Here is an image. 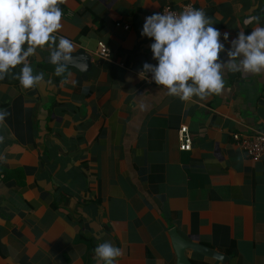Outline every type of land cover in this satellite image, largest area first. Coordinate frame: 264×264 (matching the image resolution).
<instances>
[{
	"label": "crops",
	"instance_id": "crops-1",
	"mask_svg": "<svg viewBox=\"0 0 264 264\" xmlns=\"http://www.w3.org/2000/svg\"><path fill=\"white\" fill-rule=\"evenodd\" d=\"M184 4L220 31L223 64L239 32L264 26V0H65L55 35L89 66L81 53L57 76L55 46L45 45L28 57L44 73L39 85H20L23 65L0 79V264H103L94 249L105 241L123 251L116 264H178L172 229L227 264H264V152L251 159L232 139L264 132V74L225 67L220 94L187 102L139 74L158 63L143 16ZM185 257L221 264L191 249Z\"/></svg>",
	"mask_w": 264,
	"mask_h": 264
},
{
	"label": "clouds",
	"instance_id": "clouds-1",
	"mask_svg": "<svg viewBox=\"0 0 264 264\" xmlns=\"http://www.w3.org/2000/svg\"><path fill=\"white\" fill-rule=\"evenodd\" d=\"M63 3L65 0H0V79L23 65L15 75L20 85L25 89L39 85L44 73L34 75L28 57L45 45L55 46L50 54V63L56 65L55 74L63 76L67 72L76 50L69 38L55 35L62 28ZM259 20L260 17L253 16L245 23ZM141 35L154 38L150 47L158 63L145 62L140 76L151 73L152 80L167 88L168 95L185 102L194 96L204 100L220 94L225 67L233 73L264 74V26L255 27L248 35L239 32L232 41L234 50L228 53L230 59L226 64L220 61L224 50L219 42L221 33L203 9L189 7L179 14L153 13L145 18ZM224 36L227 39V33ZM241 56L237 63L236 58ZM7 115L6 111L0 112V123ZM94 253L103 264H116L123 255L122 249L109 241L97 245Z\"/></svg>",
	"mask_w": 264,
	"mask_h": 264
},
{
	"label": "built area",
	"instance_id": "built-area-1",
	"mask_svg": "<svg viewBox=\"0 0 264 264\" xmlns=\"http://www.w3.org/2000/svg\"><path fill=\"white\" fill-rule=\"evenodd\" d=\"M189 7L194 8L192 4H184L180 8H173L170 5H165L161 8L159 13L173 12V13L179 14L181 11ZM149 15H152V13H147L143 16V22H145V18ZM150 39L152 42H154V38H150ZM96 54L100 57L108 56V48L103 41L98 42ZM141 77H143L147 81L155 82L151 78L152 77L151 73H141ZM177 135H178V141H179V149L183 151L190 150L192 146V136L186 124H182L179 126L177 130ZM232 139L241 148L246 150L247 155L251 159H254V160L258 159L264 152V132L263 131H256L252 134L233 133Z\"/></svg>",
	"mask_w": 264,
	"mask_h": 264
},
{
	"label": "water",
	"instance_id": "water-1",
	"mask_svg": "<svg viewBox=\"0 0 264 264\" xmlns=\"http://www.w3.org/2000/svg\"><path fill=\"white\" fill-rule=\"evenodd\" d=\"M81 53L82 52L79 51L75 54H72V56L77 59V56ZM82 54H84V53H82ZM84 62L86 64V66L88 67L89 66V60L86 57V53L84 54ZM79 69L81 71H83V70L85 71V68H79ZM170 236H171V239L173 242L174 249L176 251L178 264H192L189 261V259H187L185 257V250L186 249H191L194 252L201 253L205 256L213 257V258L219 260V262L221 264H227V262H228V255L227 254L220 252L218 250H214L210 247L203 246L201 244H195L194 242L185 240L177 234L175 229H172L170 231Z\"/></svg>",
	"mask_w": 264,
	"mask_h": 264
},
{
	"label": "trees",
	"instance_id": "trees-1",
	"mask_svg": "<svg viewBox=\"0 0 264 264\" xmlns=\"http://www.w3.org/2000/svg\"><path fill=\"white\" fill-rule=\"evenodd\" d=\"M229 250V249H228Z\"/></svg>",
	"mask_w": 264,
	"mask_h": 264
}]
</instances>
